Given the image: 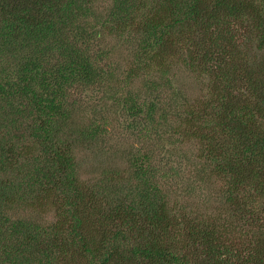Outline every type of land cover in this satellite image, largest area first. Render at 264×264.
I'll return each mask as SVG.
<instances>
[{
    "label": "trees",
    "instance_id": "1",
    "mask_svg": "<svg viewBox=\"0 0 264 264\" xmlns=\"http://www.w3.org/2000/svg\"><path fill=\"white\" fill-rule=\"evenodd\" d=\"M95 1L0 0V172L12 176L0 181V264H264L260 213L258 222L243 216V225H236L249 233L246 240L227 239L212 222L186 224L147 178L151 157L145 154L132 158L134 186L127 188L110 172L83 182L75 149L101 142L100 129L90 124L76 132L64 130L75 126L66 101L69 88L78 82L95 85L107 76L112 80L107 86L117 87L122 76L118 70L101 72L89 45L108 34H126V28L119 32L120 23L129 25L134 15L141 16L136 67L130 71L139 73L158 58L178 54L188 56L192 67L196 56L210 73L220 112L212 115V130L204 133L198 125L202 132L194 135L209 146L206 155L218 173L264 193V0H111L106 18ZM179 38L196 53L188 54L176 43ZM30 48L38 56L25 57L13 68L9 56ZM52 59L58 65L50 71L46 63ZM165 82L155 81L147 92L117 87L109 99L117 101L118 117L126 118L129 128L139 118L153 117L157 98L148 103V96L159 93ZM241 88L249 98L231 96ZM26 200L33 208L54 211L59 223L48 230L24 216L10 219ZM225 201L243 215L245 203L237 191L229 190ZM179 236H184L183 251L170 244ZM72 250L80 257L67 258Z\"/></svg>",
    "mask_w": 264,
    "mask_h": 264
},
{
    "label": "rangeland",
    "instance_id": "2",
    "mask_svg": "<svg viewBox=\"0 0 264 264\" xmlns=\"http://www.w3.org/2000/svg\"><path fill=\"white\" fill-rule=\"evenodd\" d=\"M94 7L101 14V18H106L111 0H96ZM140 26L141 16L134 15V21H130L129 25L128 22L126 25L120 23L119 32L123 33L122 28H126V34H108L100 41L90 44L88 52L101 72L111 75L113 70L119 71L122 76L118 88L125 87L132 92L137 90L147 92L152 84H156L155 81L160 82L164 79L166 87H162L159 93L148 96V103L157 98L156 114L153 117L139 118L135 126L129 128L127 119L118 117L120 114L116 112L117 101L109 99L118 93L117 87L107 86L112 82L110 76L103 77L105 79L95 85L86 86L85 83L78 82L69 88L66 101L72 108L75 126L64 130L76 132V127L86 129L90 124H95L94 126L100 129L101 142L86 143V147L75 149L74 154L82 160L81 179L83 182L92 183L89 180L101 179L102 174L110 172L108 174L112 177L124 179L123 183L129 188L128 186L137 184L134 176L135 167L132 164L133 156L149 155L151 158L146 165L148 168L146 176L151 182L159 185L174 216L183 217L182 220L186 224L212 222L215 224L216 232L226 233L224 236L227 239L237 240L241 237L246 240L249 233L239 232L240 229L236 225H243L240 222L243 216L246 220L252 217L251 221L254 222L259 221L256 213H260L261 219L264 218V193L260 188L254 189L252 185L237 186L231 182L229 175L218 173L206 155L209 146H206V142L202 144L194 135L212 130L210 129L213 125L212 115L220 112V102L214 94L213 84L210 83L211 77L206 75L210 73H206L197 63L196 56L193 59L195 64L190 67V59L183 54L167 55L160 60L158 58L156 61L161 63L162 67L156 62L150 69L146 67V70L139 73L131 72V68L136 67L133 63L141 37ZM173 40L176 41L175 37ZM183 40L179 38V42L176 43L183 44L185 51L190 50L188 54L194 55L196 49L190 42ZM77 45L81 50L85 48L81 42ZM248 47H251L250 44ZM252 50H255V47ZM260 54L262 52L255 53ZM37 56L34 48H30L22 53L14 52L9 56V61L15 68L21 64L23 58L34 59ZM47 59L45 58L43 62ZM46 64L50 71L55 70L58 65L53 59L50 64ZM210 64L214 67V64ZM223 88L224 85L221 86V90ZM245 90V88L235 90L231 96L241 95L245 100L249 98ZM175 93L177 95H174ZM120 110L119 108L118 111ZM192 120L196 121V124ZM198 125L202 127V131L197 129ZM204 125H208L209 129ZM214 155L220 160L219 156L212 154ZM1 180L4 182L12 180L11 172H0ZM229 190L237 191V196L245 203L243 215L240 216L233 208H228L225 195ZM23 216L26 222L36 225V228L42 226L48 230L60 220L54 211L46 209L44 212L41 207L28 206L27 200L21 207L18 206L9 213L10 219ZM188 230L192 231L191 227ZM56 231L55 229L54 233ZM170 235L173 236L171 233ZM183 238L184 236H179L175 243H170V240L168 242L176 245L177 251H183ZM62 239L65 242L68 240L66 237ZM172 241L174 242V239H171ZM75 252L77 251L72 250V255L67 258L80 257L78 252ZM77 264L87 263L83 260Z\"/></svg>",
    "mask_w": 264,
    "mask_h": 264
}]
</instances>
